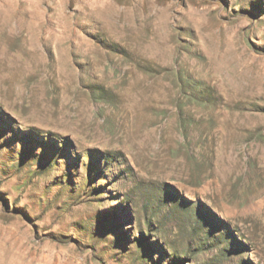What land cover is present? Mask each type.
Instances as JSON below:
<instances>
[{"label":"rangeland","instance_id":"obj_1","mask_svg":"<svg viewBox=\"0 0 264 264\" xmlns=\"http://www.w3.org/2000/svg\"><path fill=\"white\" fill-rule=\"evenodd\" d=\"M0 264H264V0H0Z\"/></svg>","mask_w":264,"mask_h":264}]
</instances>
